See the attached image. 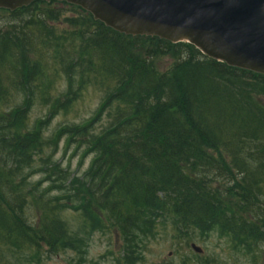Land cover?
I'll list each match as a JSON object with an SVG mask.
<instances>
[{
    "label": "trees",
    "instance_id": "1",
    "mask_svg": "<svg viewBox=\"0 0 264 264\" xmlns=\"http://www.w3.org/2000/svg\"><path fill=\"white\" fill-rule=\"evenodd\" d=\"M0 15V264H43L48 253L71 247L81 253L96 229L134 249L137 231L152 221L146 217L220 232L234 249L257 252L264 243L263 74L229 67L189 43L118 33L66 2L38 0ZM64 75L68 90L52 96L54 78ZM90 87L102 94L95 116L47 137L54 118ZM35 105L51 119L31 127ZM107 112L111 123L96 129ZM66 136L80 137L95 155L83 177L54 162ZM69 211L77 230L66 222Z\"/></svg>",
    "mask_w": 264,
    "mask_h": 264
},
{
    "label": "rangeland",
    "instance_id": "2",
    "mask_svg": "<svg viewBox=\"0 0 264 264\" xmlns=\"http://www.w3.org/2000/svg\"><path fill=\"white\" fill-rule=\"evenodd\" d=\"M0 21H5L1 15ZM54 84L52 96L58 92L64 93L69 88L66 75L54 78ZM81 97L69 113L64 112L54 118L46 132L47 137L52 138L55 132L66 130V125L77 126L95 116L102 99L101 92L90 87ZM20 99L21 96L18 97V100ZM63 102L62 100L57 104L61 105ZM47 119H51L47 108L41 105L33 106L29 121L31 127L38 120ZM96 119L100 120L96 129L108 126L112 120L108 112L97 116ZM80 143H82L80 137L70 140L66 136L59 140L54 155L55 163L77 177H83L90 171L95 160V155L86 154V147ZM33 179L41 180L40 176H35ZM29 213L35 216L34 210H30ZM76 218L77 215L71 211L67 212L65 217L73 230H77L78 226L80 228ZM146 219L152 221L137 231L140 235L133 239L134 249H129L117 233L107 229L104 231L96 229L92 237L83 243V252L80 253L78 249L71 247L60 251V254L48 253L43 264H264V243H259L255 254L248 255L244 254L242 249H234L232 240L223 237L220 232L204 235L199 231L178 229L167 218L155 220L146 217ZM193 244L200 248L202 253H195L191 248ZM129 258H133L134 262Z\"/></svg>",
    "mask_w": 264,
    "mask_h": 264
},
{
    "label": "water",
    "instance_id": "3",
    "mask_svg": "<svg viewBox=\"0 0 264 264\" xmlns=\"http://www.w3.org/2000/svg\"><path fill=\"white\" fill-rule=\"evenodd\" d=\"M35 1L0 0V9L15 12ZM56 1L85 9L118 33L189 43L210 59L264 75V0Z\"/></svg>",
    "mask_w": 264,
    "mask_h": 264
}]
</instances>
